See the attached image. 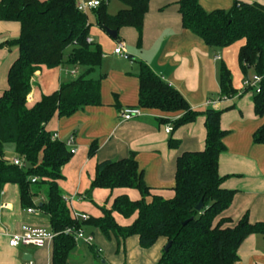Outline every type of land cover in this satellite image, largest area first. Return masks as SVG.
I'll return each mask as SVG.
<instances>
[{
    "label": "trees",
    "instance_id": "obj_1",
    "mask_svg": "<svg viewBox=\"0 0 264 264\" xmlns=\"http://www.w3.org/2000/svg\"><path fill=\"white\" fill-rule=\"evenodd\" d=\"M150 0H122L125 8L112 15L106 3L93 9L95 22L102 29L119 31L124 26L137 29L142 36L143 16ZM180 13L184 28L199 36L207 45L224 49L242 42L238 50V63L244 75L261 76L259 92L253 93L254 111L264 114V4L247 0H234L231 10L206 11L199 0H180ZM0 20L17 22L16 37L0 38V49L17 46L18 53L7 73V88L0 94V203L7 184L18 186L20 203L24 208L37 206L49 216V227L55 232L53 264L68 262L76 247L67 227L90 225L99 228L107 238L136 235L140 246H153L160 238L171 242L165 246L157 264H235L237 250L252 233L264 235V222H251L247 215L230 225L223 213L230 207L234 191L222 186L224 177L218 172L220 154L227 131L220 126L221 110L207 108L195 110L187 99L146 63L139 62L140 108L162 112H181L170 122L171 133L199 115L205 116V148L184 152L177 157L174 195L164 198L146 184L136 161V153L127 157L98 162L90 190L85 194L92 201L94 188L135 189L139 198L131 199L127 193L114 198L112 208L97 206L101 214L86 221L74 219L70 206L62 199L58 181L63 179V168L73 153L65 141L55 139L47 129L54 116L71 117L87 105L101 104V78H91L103 59L98 43L87 42L90 22L87 12L77 8L76 0H0ZM139 39V41H140ZM71 47L65 56V50ZM82 66L85 71L74 80L62 83L58 90L45 94L32 106L27 105L33 75L43 67L52 69L61 65ZM232 74L221 63L219 83L221 94L234 96ZM255 143H264V124L253 135ZM12 143L18 157L28 165L22 169L4 157L6 144ZM179 140L172 136L169 146L177 148ZM98 149L94 142L88 151L93 157ZM32 177H37L35 182ZM44 199L35 203L38 196ZM202 201L201 210L196 206ZM118 212L126 217L136 214L134 223L121 226L114 218ZM187 221L186 224L184 222Z\"/></svg>",
    "mask_w": 264,
    "mask_h": 264
},
{
    "label": "crops",
    "instance_id": "obj_2",
    "mask_svg": "<svg viewBox=\"0 0 264 264\" xmlns=\"http://www.w3.org/2000/svg\"><path fill=\"white\" fill-rule=\"evenodd\" d=\"M179 1L150 0L143 16L141 39L137 29L131 26L122 27L114 39L96 22L92 25L89 18V37L103 50L102 63L92 72L96 74L94 79L101 78V104L84 106L71 117L56 115L48 123L47 129L57 134L58 139L65 141L73 137L76 148L63 168L64 178L58 181V186L62 195L70 198L71 211L97 217L101 211L85 195L95 176L96 164L122 159L133 151L146 184L164 198L173 196L171 189L175 184L177 157L205 148V116L199 115L194 122L167 133L166 125L177 119L181 112L169 113L138 106L137 74L139 62H144L178 90L193 109L222 111L220 126L227 134L223 139L225 150L219 156L218 172L224 177L222 186L234 191L232 203L222 216L230 219V225H235L245 215L251 222H264V143L253 140L256 130L264 124V114H255L253 93L244 86V75L238 63L242 42L224 49L207 45L184 28ZM247 1L264 4V0ZM199 3L208 12L229 11L234 6V0H199ZM123 8L122 3L116 12H108L114 15ZM91 12L95 21L93 9ZM18 33L17 22L0 20V38L16 37ZM119 43L127 57L114 52ZM17 53V46L0 49V94L7 88V73ZM222 62L231 71L233 87L237 90L231 97L221 94L219 72ZM84 71V67L70 64L52 69L43 67L32 77L27 105H34L43 95L53 93L62 83L74 80ZM209 101L215 103L208 105ZM126 107H139L141 115L123 120L120 112ZM171 136L179 140L177 148L169 146ZM94 142L98 149L93 157H89L88 151ZM6 151L9 156L13 153L9 158L12 162L17 157L13 147L8 145ZM115 192L116 196L127 193L131 199L139 197L135 189H117ZM92 195L98 198L95 190L91 191ZM43 199L40 195L34 202L37 204ZM31 208L34 211L28 212V208L21 205L17 185L5 186L0 203V264H27L23 257L28 255L33 264H53V242L44 247L9 245V235L19 231L22 224L49 227L48 214L37 206ZM82 227L94 236V243L87 245L75 241L76 247L65 264H93L91 257H100L103 245L108 243L102 234L98 237L99 228L86 224ZM137 239L116 238V242L119 249L128 250L131 246L139 251ZM160 239L164 247L167 238ZM159 251L158 245L143 250L141 263L155 264L162 254ZM237 255L235 264H264V235L249 234L240 244Z\"/></svg>",
    "mask_w": 264,
    "mask_h": 264
},
{
    "label": "built area",
    "instance_id": "obj_3",
    "mask_svg": "<svg viewBox=\"0 0 264 264\" xmlns=\"http://www.w3.org/2000/svg\"><path fill=\"white\" fill-rule=\"evenodd\" d=\"M102 3L101 0H81L77 2V8L80 11L87 12L88 10L95 9ZM87 42H92L91 37H87ZM114 52L118 55L127 57V55L124 53L123 45L119 43L115 49ZM73 74H75V71H72ZM261 76L253 74L252 76H249L244 79V86L255 88L256 92H259V83L261 81ZM215 101H209L207 104H214ZM141 112L139 107H126L122 109L120 112V117L123 120H130L133 117L140 116ZM165 130L167 133H170L173 130V127L171 124L166 125ZM53 137L55 139L57 138V134H53ZM66 145L70 149L71 153L76 152V148L73 147L74 144V138L70 137L67 140H65ZM13 164L19 166L22 169L27 168V161L22 157H16L12 161ZM37 177H32L31 181L35 182L37 181ZM62 199L67 203L70 204L71 200L69 197L62 195ZM28 212H33V208H28ZM72 215L74 219L78 221H86L89 219V216L85 213H79L76 211H72ZM64 233L67 235H72L74 240L76 242H83L87 245H93L94 243V236L90 233L85 232L83 227H67L64 230ZM56 234L50 227L45 226H37L32 224H22L21 228L17 232H13L9 235V245L11 247H17L20 245H32L36 247H44L46 245L51 244L54 241V238L56 237Z\"/></svg>",
    "mask_w": 264,
    "mask_h": 264
},
{
    "label": "rangeland",
    "instance_id": "obj_4",
    "mask_svg": "<svg viewBox=\"0 0 264 264\" xmlns=\"http://www.w3.org/2000/svg\"><path fill=\"white\" fill-rule=\"evenodd\" d=\"M76 1L78 2L81 0H76ZM85 1H87V0H85ZM101 1L106 3L107 10L110 12H116L118 10L117 8L120 5H122V3H123L122 0H101ZM124 6H125V4H124ZM91 11L92 10H88L87 14H88V16H90L89 18L91 20L92 25H95V21L93 19ZM70 49H71V47H68L65 50V56L68 54ZM251 75L252 74L250 73L249 76H251ZM77 76L78 75H76V77ZM90 77L96 78V74L92 73L90 75ZM98 78H100V77H98ZM8 145H10V147H14V145L12 143H9V144H6V146H5L4 157L9 160V158L13 157V153L10 156L7 155L6 148ZM173 188L174 187H172L171 190L174 193ZM94 190L98 194V198L92 195L93 204H95L96 206H106L108 208H112V205L114 203V198L116 196L115 190L111 191L108 188H102V187L94 188ZM113 215H114L116 222L118 224H120L121 226L131 225L132 223H134V221L136 219V214H132V215L126 217V216H124L118 212H114ZM97 232H98V237H99V235H101L102 233L99 231H97ZM101 236H103L108 241V243L106 245H103V253L100 257H94V256L91 257L93 264H142L140 261V255L142 254L143 250H148L150 248L157 247V245L160 248L159 252L162 253V250H163V244H162L161 239L159 241H157L153 246L148 247V248H144V247L140 246V244L138 243V239H137L136 235H130V236L126 237L128 239H131V238L137 239V244L139 247V251H137V250H135L134 247H131V246H129L128 250L127 249L123 250L121 248L119 249L118 243L116 242V238L113 234L110 235V239L107 238L104 234H102ZM109 240H111V241H109ZM113 240H115V241H113ZM160 257H159V259H160ZM147 259H148V257H147ZM158 260L156 261L155 264H157ZM103 261H105V262L103 263Z\"/></svg>",
    "mask_w": 264,
    "mask_h": 264
},
{
    "label": "water",
    "instance_id": "obj_5",
    "mask_svg": "<svg viewBox=\"0 0 264 264\" xmlns=\"http://www.w3.org/2000/svg\"><path fill=\"white\" fill-rule=\"evenodd\" d=\"M106 31H107V33H108L112 38H114V39L117 38V36H118V31H117V30L106 29ZM202 206H203V203H202V201H201V202L196 206V209H197V210H201V209H202ZM186 223H187V221L184 222V224H186ZM170 246H171V242H168V243L166 244V246H165V251H168L169 248H170ZM29 256H30V255H28V257H27V256H24L23 259L27 262V264H33V263L31 262V257H29Z\"/></svg>",
    "mask_w": 264,
    "mask_h": 264
}]
</instances>
